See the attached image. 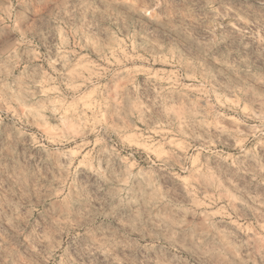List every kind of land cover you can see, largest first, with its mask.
I'll return each instance as SVG.
<instances>
[{"label": "clouds", "instance_id": "9594fccd", "mask_svg": "<svg viewBox=\"0 0 264 264\" xmlns=\"http://www.w3.org/2000/svg\"><path fill=\"white\" fill-rule=\"evenodd\" d=\"M0 264H264V0H0Z\"/></svg>", "mask_w": 264, "mask_h": 264}]
</instances>
